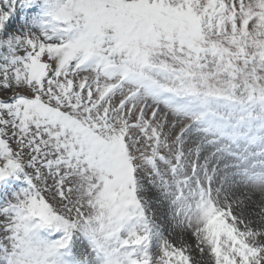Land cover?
<instances>
[{
    "label": "snow or ice",
    "instance_id": "snow-or-ice-1",
    "mask_svg": "<svg viewBox=\"0 0 264 264\" xmlns=\"http://www.w3.org/2000/svg\"><path fill=\"white\" fill-rule=\"evenodd\" d=\"M0 264H264V0H0Z\"/></svg>",
    "mask_w": 264,
    "mask_h": 264
},
{
    "label": "rangeland",
    "instance_id": "rangeland-1",
    "mask_svg": "<svg viewBox=\"0 0 264 264\" xmlns=\"http://www.w3.org/2000/svg\"><path fill=\"white\" fill-rule=\"evenodd\" d=\"M188 243L195 244V241H194L191 237H189V238H188Z\"/></svg>",
    "mask_w": 264,
    "mask_h": 264
}]
</instances>
